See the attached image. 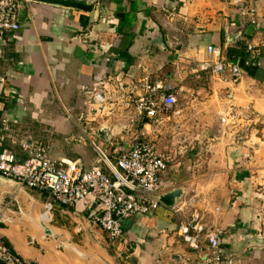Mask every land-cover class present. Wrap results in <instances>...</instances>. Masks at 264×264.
<instances>
[{"label":"crops","instance_id":"0c3cea01","mask_svg":"<svg viewBox=\"0 0 264 264\" xmlns=\"http://www.w3.org/2000/svg\"><path fill=\"white\" fill-rule=\"evenodd\" d=\"M88 1L90 12L22 2L14 41L0 44V120L9 124L4 147L22 159L21 145L41 144L51 159L89 169L96 154L79 141L76 125L89 104L85 90L126 73L171 88L176 114L208 121L217 133L203 144L191 141V152L162 176L182 191L180 210L160 205L125 221L122 240L91 230L73 207L0 177L2 244L28 264H199L179 237V227L197 214L236 264H264L257 238L264 227V0ZM208 46L239 65L234 101L255 112L242 144L220 123L227 85L201 69L216 59ZM160 134L148 137L155 144ZM106 137H98L100 145Z\"/></svg>","mask_w":264,"mask_h":264},{"label":"built area","instance_id":"2783aa9c","mask_svg":"<svg viewBox=\"0 0 264 264\" xmlns=\"http://www.w3.org/2000/svg\"><path fill=\"white\" fill-rule=\"evenodd\" d=\"M23 1L0 0V44L14 41L20 29L18 13ZM247 51L253 59L254 48L248 46ZM206 52L216 59L211 64L203 63L201 69L209 70L227 85V107L220 123L230 132L234 144H242L255 112L234 101V88L241 74L239 65L220 59L219 51L212 46ZM85 94L89 104L76 118V125L81 133L79 141L86 140L96 154L89 169L77 162L51 159L48 148L41 144L21 145L24 157L18 159L4 147L9 124L0 120V177L21 190L45 193L59 206L73 207L77 216L88 221L91 230L99 228L111 241L122 240L125 221L155 212L161 205L159 197L175 190L173 181H163L162 176L178 166L193 146L189 142L184 147L171 145L158 151L148 137V133H159L164 118L176 107L169 87L147 78L136 81L126 73L104 77ZM104 119L106 122L101 124ZM112 120L116 123L114 130L108 129ZM100 130L108 131L104 145L97 140ZM180 207L175 204L171 209L175 212ZM260 220L264 223V216ZM219 236L205 231L197 214L179 227L180 240L196 255L199 264H236ZM257 238L264 243V227ZM0 264L28 263L2 244L0 237Z\"/></svg>","mask_w":264,"mask_h":264},{"label":"rangeland","instance_id":"374dc122","mask_svg":"<svg viewBox=\"0 0 264 264\" xmlns=\"http://www.w3.org/2000/svg\"><path fill=\"white\" fill-rule=\"evenodd\" d=\"M175 110V108L172 109L168 116L164 118V125L160 130L161 134L158 135L155 142L158 150H163L166 147L170 148L171 145H173V147L175 148H177L178 146L184 147L191 141H195V143H197L199 140H202L201 143L203 144L204 137L210 138L217 133V131L207 126L209 123L208 121L199 122L196 118H192L191 115L176 114ZM218 116L219 115H214L212 116V118L216 119L218 118ZM176 121L180 122V126H176L178 123ZM104 122H106V119L100 121L101 124H104ZM251 128L252 125L246 130L244 142L250 135ZM224 134L230 135V132L225 129ZM85 144L91 148L86 140Z\"/></svg>","mask_w":264,"mask_h":264},{"label":"water","instance_id":"95a60500","mask_svg":"<svg viewBox=\"0 0 264 264\" xmlns=\"http://www.w3.org/2000/svg\"><path fill=\"white\" fill-rule=\"evenodd\" d=\"M34 3H42L52 6H59L65 9L79 10L82 12H90L93 8V5L89 3L88 0H26ZM97 136L99 139H104L106 137V131H98ZM182 191L176 189L174 191L168 192L167 194L159 197V203L167 208H173L176 204V200L181 197ZM48 234H51L49 231Z\"/></svg>","mask_w":264,"mask_h":264}]
</instances>
